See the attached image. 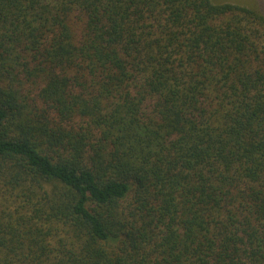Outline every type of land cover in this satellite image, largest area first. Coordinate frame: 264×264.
Instances as JSON below:
<instances>
[{"label": "trees", "instance_id": "obj_1", "mask_svg": "<svg viewBox=\"0 0 264 264\" xmlns=\"http://www.w3.org/2000/svg\"><path fill=\"white\" fill-rule=\"evenodd\" d=\"M250 2L0 0V264H264Z\"/></svg>", "mask_w": 264, "mask_h": 264}, {"label": "rangeland", "instance_id": "obj_2", "mask_svg": "<svg viewBox=\"0 0 264 264\" xmlns=\"http://www.w3.org/2000/svg\"><path fill=\"white\" fill-rule=\"evenodd\" d=\"M215 3H219V2H231V3H244V2H248L251 1L250 3H257L258 4V0H212ZM261 6V5H260Z\"/></svg>", "mask_w": 264, "mask_h": 264}]
</instances>
